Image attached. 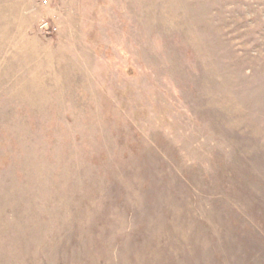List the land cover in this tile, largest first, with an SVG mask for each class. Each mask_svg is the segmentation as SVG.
<instances>
[{"label": "rangeland", "instance_id": "374dc122", "mask_svg": "<svg viewBox=\"0 0 264 264\" xmlns=\"http://www.w3.org/2000/svg\"><path fill=\"white\" fill-rule=\"evenodd\" d=\"M0 264H264V0H0Z\"/></svg>", "mask_w": 264, "mask_h": 264}, {"label": "built area", "instance_id": "2783aa9c", "mask_svg": "<svg viewBox=\"0 0 264 264\" xmlns=\"http://www.w3.org/2000/svg\"><path fill=\"white\" fill-rule=\"evenodd\" d=\"M39 2L42 4V5H47L50 3V0H39Z\"/></svg>", "mask_w": 264, "mask_h": 264}]
</instances>
